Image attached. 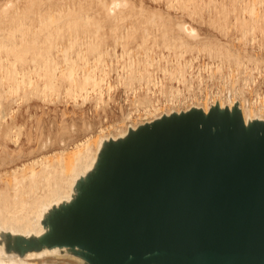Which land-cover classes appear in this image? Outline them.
Instances as JSON below:
<instances>
[{
  "label": "bare ground",
  "instance_id": "6f19581e",
  "mask_svg": "<svg viewBox=\"0 0 264 264\" xmlns=\"http://www.w3.org/2000/svg\"><path fill=\"white\" fill-rule=\"evenodd\" d=\"M162 1V9L141 0L0 3V264H89L77 247L41 244L48 219L79 195L108 144L139 126L179 115L181 105L204 116L237 107L246 128L264 121V0ZM199 57L207 61L193 70ZM120 87L129 110L103 127L99 109L115 105ZM7 95L76 108L92 101L95 112L39 133V149L56 148L4 169L6 144L21 130L8 121L13 110L1 109Z\"/></svg>",
  "mask_w": 264,
  "mask_h": 264
},
{
  "label": "water",
  "instance_id": "95a60500",
  "mask_svg": "<svg viewBox=\"0 0 264 264\" xmlns=\"http://www.w3.org/2000/svg\"><path fill=\"white\" fill-rule=\"evenodd\" d=\"M41 244L89 264H264V121L191 109L110 142Z\"/></svg>",
  "mask_w": 264,
  "mask_h": 264
},
{
  "label": "rangeland",
  "instance_id": "374dc122",
  "mask_svg": "<svg viewBox=\"0 0 264 264\" xmlns=\"http://www.w3.org/2000/svg\"><path fill=\"white\" fill-rule=\"evenodd\" d=\"M141 1H142V4L145 8L151 9L153 7H157V8L159 7L160 9H162V7H163V4H162L163 1L162 0H159V1L141 0ZM1 2L3 3L4 0H0V3ZM134 2L137 3V0H134ZM187 59H190V58H187ZM205 61H207L206 57L196 58L194 60L195 63H193L194 66L192 67V69L195 70V68L197 69V67H198V69H200V68L202 69V66L204 65L203 63ZM113 67L115 68L116 66H113ZM114 72H115V69L110 72L111 74H110L109 80L112 78L113 81H112V79L110 80L112 82H114V76H115ZM118 90H119V92H118ZM115 91H117L118 93L116 92V94H114ZM115 91H113L112 92L113 94H111V95H113L112 97L115 100V105L113 106L114 102H109L108 104L109 105L111 104L113 107L111 105L110 106L106 105L105 106L106 109L104 108L105 109L104 111H101V109L103 108L102 106L99 109L100 121H102V123L106 122L103 124L100 122L103 127H106L105 125L113 124L115 122V120L118 121V118L120 120V118H121V112L120 111H126L127 112V110H129V108H128L129 106L126 107V105L124 104L125 101L123 99H124L125 95L123 94V92H124L123 89L120 87V88H117ZM115 97H117V98H115ZM105 99H106V97H105ZM13 100H14V102H13ZM29 100L25 101L24 99H21L19 97L16 98L15 96H13V99H11V97L7 95V97L3 100L4 103L3 102L1 103L2 105H4V106L1 105V109L3 110V112H8L9 108H11V110H13V112H14L12 114V120H8L9 123L10 122H11L10 124L16 123L18 126L21 127L20 134H19L20 137H19L18 141L14 142V143L7 142V144H6L5 152L8 154V158H7L8 163L3 167L4 169L14 167L15 164H20L24 161L26 162L27 159H29V158L38 157L40 154H42V152L43 153H49L50 151H52L56 148L55 145L54 146L52 145L53 147L49 146L50 148L47 147L44 149L46 152L41 148L39 149L40 145L38 144V142L40 143V136H41L39 133H41V134L42 133L43 134L51 133L52 134V132H55L57 130L56 127H58V125H60L62 123V121H70V119H74L75 121H78V119L81 117L80 115L83 116L85 114L87 116L89 113L90 115H88V116L92 117L91 114L93 115V113L95 112V110H92L93 108L91 109V107H93L91 105L92 101H89V103L86 102L82 107H80L81 108L80 109V108H76L75 106H72V102L70 100H67L65 102V100L63 101L62 98H61V100L60 99L56 100L55 98H50L47 101L38 100V98H37V100H35V98H31ZM117 102L119 104H117ZM16 103H18V104H16ZM83 107H84V110H82ZM183 107H185V106L181 105V107H178V110L183 111V109H186V107L185 108H183ZM110 108L111 109L113 108V111ZM121 108H123V109L120 110ZM107 109H109V110H107ZM92 111H94V112L92 113ZM118 114H120V115H118ZM139 114H142V113L140 112ZM137 116H139V115H137ZM134 117H135V114H133V118ZM96 118L98 119L97 116H96ZM143 118H144V116L142 115V117L139 119L140 122H144V120L146 118H144V120H143ZM94 119H95V117L92 118V120L94 121V123L95 122L96 123L94 124V126H92L93 130L95 129L96 124L98 122L97 119H95V120ZM103 119H104V121H103ZM113 120H114V122H113ZM48 130H49V132H48ZM81 135L82 134L78 133L76 136L77 139L81 138ZM0 140H2V139L0 138ZM0 142H2V141H0ZM38 145H39V147H38ZM44 260L51 263L53 261V258L51 256H48V257L44 258L43 261Z\"/></svg>",
  "mask_w": 264,
  "mask_h": 264
},
{
  "label": "built area",
  "instance_id": "2783aa9c",
  "mask_svg": "<svg viewBox=\"0 0 264 264\" xmlns=\"http://www.w3.org/2000/svg\"><path fill=\"white\" fill-rule=\"evenodd\" d=\"M115 68L113 67V68H111L110 70H109V77H110V72L112 71V70H114ZM114 74H115V72H114ZM109 80V79H108ZM110 81V80H109Z\"/></svg>",
  "mask_w": 264,
  "mask_h": 264
}]
</instances>
